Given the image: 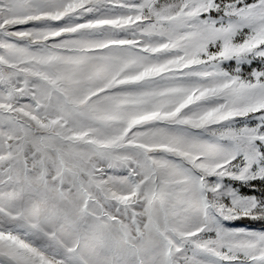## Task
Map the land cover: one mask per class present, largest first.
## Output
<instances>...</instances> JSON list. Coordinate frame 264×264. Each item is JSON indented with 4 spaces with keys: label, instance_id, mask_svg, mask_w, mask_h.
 <instances>
[{
    "label": "snow or ice",
    "instance_id": "obj_1",
    "mask_svg": "<svg viewBox=\"0 0 264 264\" xmlns=\"http://www.w3.org/2000/svg\"><path fill=\"white\" fill-rule=\"evenodd\" d=\"M0 264H264V0H0Z\"/></svg>",
    "mask_w": 264,
    "mask_h": 264
},
{
    "label": "rangeland",
    "instance_id": "obj_2",
    "mask_svg": "<svg viewBox=\"0 0 264 264\" xmlns=\"http://www.w3.org/2000/svg\"><path fill=\"white\" fill-rule=\"evenodd\" d=\"M242 223H247V221H244V222H242ZM254 226V225H253ZM254 227H257V226H254Z\"/></svg>",
    "mask_w": 264,
    "mask_h": 264
},
{
    "label": "trees",
    "instance_id": "obj_3",
    "mask_svg": "<svg viewBox=\"0 0 264 264\" xmlns=\"http://www.w3.org/2000/svg\"><path fill=\"white\" fill-rule=\"evenodd\" d=\"M248 223V222H247ZM254 226H257L258 227V225H254Z\"/></svg>",
    "mask_w": 264,
    "mask_h": 264
}]
</instances>
